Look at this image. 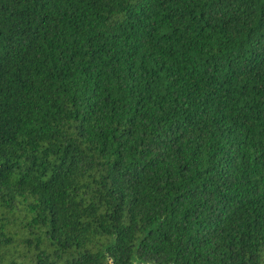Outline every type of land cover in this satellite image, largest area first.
Here are the masks:
<instances>
[{
    "label": "trees",
    "instance_id": "trees-1",
    "mask_svg": "<svg viewBox=\"0 0 264 264\" xmlns=\"http://www.w3.org/2000/svg\"><path fill=\"white\" fill-rule=\"evenodd\" d=\"M0 264H264V0H0Z\"/></svg>",
    "mask_w": 264,
    "mask_h": 264
}]
</instances>
